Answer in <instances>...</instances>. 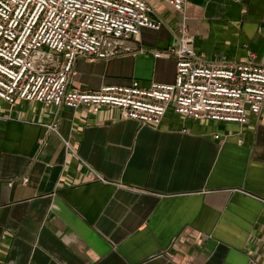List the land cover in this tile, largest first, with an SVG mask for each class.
<instances>
[{"label":"crops","instance_id":"1","mask_svg":"<svg viewBox=\"0 0 264 264\" xmlns=\"http://www.w3.org/2000/svg\"><path fill=\"white\" fill-rule=\"evenodd\" d=\"M146 1L162 26L128 52L77 58L69 88L172 83L174 57L152 51L182 24L201 59L264 65V0H185L182 13ZM0 264H264V117L170 109L154 126L114 107L0 98Z\"/></svg>","mask_w":264,"mask_h":264},{"label":"built area","instance_id":"2","mask_svg":"<svg viewBox=\"0 0 264 264\" xmlns=\"http://www.w3.org/2000/svg\"><path fill=\"white\" fill-rule=\"evenodd\" d=\"M163 1L183 12L185 0ZM152 13L146 0H0V98L92 112L114 107L125 118L154 126L170 109L186 118L239 124L250 115L264 117V65L224 55L201 59L184 24L174 46L152 51L155 57H174L172 83L68 87L77 58L117 56L130 50L127 42L141 28L159 29L162 21ZM56 126L54 121L47 128Z\"/></svg>","mask_w":264,"mask_h":264}]
</instances>
